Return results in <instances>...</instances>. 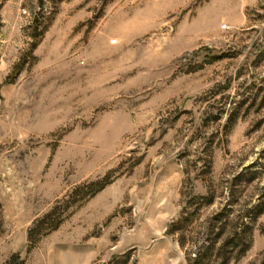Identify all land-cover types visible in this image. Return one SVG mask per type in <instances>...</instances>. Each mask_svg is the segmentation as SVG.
Wrapping results in <instances>:
<instances>
[{"label": "rangeland", "instance_id": "obj_1", "mask_svg": "<svg viewBox=\"0 0 264 264\" xmlns=\"http://www.w3.org/2000/svg\"><path fill=\"white\" fill-rule=\"evenodd\" d=\"M205 248L264 264V0H0V264Z\"/></svg>", "mask_w": 264, "mask_h": 264}, {"label": "trees", "instance_id": "obj_2", "mask_svg": "<svg viewBox=\"0 0 264 264\" xmlns=\"http://www.w3.org/2000/svg\"><path fill=\"white\" fill-rule=\"evenodd\" d=\"M103 187H101V189H99V191L102 190ZM44 220H46V218ZM32 234H33V231L30 232V238H31ZM228 246H229V244H227V241H226L225 245L222 246V249L226 250ZM248 250H249V245H247V247H245L242 250L241 255H244ZM210 251H211L210 248H205V249H202L201 251H199V253H195L194 258L188 257V264H208L207 260H208ZM113 264H130L129 256H125V257H121V258H115L113 261ZM131 264H137V263L133 262ZM222 264H228V261H225Z\"/></svg>", "mask_w": 264, "mask_h": 264}]
</instances>
